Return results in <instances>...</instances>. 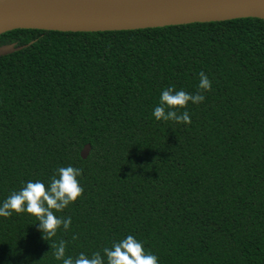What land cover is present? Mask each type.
Masks as SVG:
<instances>
[{
    "label": "trees",
    "instance_id": "trees-1",
    "mask_svg": "<svg viewBox=\"0 0 264 264\" xmlns=\"http://www.w3.org/2000/svg\"><path fill=\"white\" fill-rule=\"evenodd\" d=\"M11 43L27 47L0 56V206L71 165L84 194L55 213L72 218L53 238L66 257L133 235L159 264H264V20ZM201 71L211 91L178 109L192 123L156 120L162 91L199 92ZM42 237L27 212L0 217V264H63Z\"/></svg>",
    "mask_w": 264,
    "mask_h": 264
},
{
    "label": "water",
    "instance_id": "water-1",
    "mask_svg": "<svg viewBox=\"0 0 264 264\" xmlns=\"http://www.w3.org/2000/svg\"><path fill=\"white\" fill-rule=\"evenodd\" d=\"M242 18L264 20V0H0V35L17 29L128 31ZM27 45L0 46V56ZM90 145L80 151L86 159Z\"/></svg>",
    "mask_w": 264,
    "mask_h": 264
},
{
    "label": "clouds",
    "instance_id": "clouds-1",
    "mask_svg": "<svg viewBox=\"0 0 264 264\" xmlns=\"http://www.w3.org/2000/svg\"><path fill=\"white\" fill-rule=\"evenodd\" d=\"M199 92L189 94L184 90H176L175 87L167 88L160 95L159 105L154 108L153 116L160 121H174L183 124H191V118L187 110L182 113L178 109H186L191 103L199 104L205 100L203 92L211 91L212 81L208 75L199 73ZM83 169L71 165L60 167L56 175L52 176L46 185L40 180L28 181L19 190L13 191L0 206V217H11L13 213L27 212L35 216L39 221V229L43 233V239L51 242L53 256L62 260L63 264H159V258L146 250L144 244L133 235L114 242L111 247L95 252L89 257L80 253L76 258L66 257L67 241L60 239L55 242L53 238L61 229H70L71 216H57L56 212H62L71 203L82 198L84 188L80 183ZM78 239L73 236V240Z\"/></svg>",
    "mask_w": 264,
    "mask_h": 264
}]
</instances>
